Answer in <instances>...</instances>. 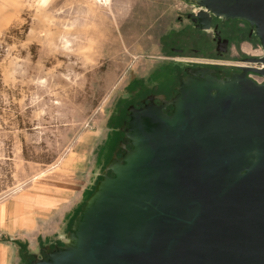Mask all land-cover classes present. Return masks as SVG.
Returning <instances> with one entry per match:
<instances>
[{
  "label": "water",
  "instance_id": "obj_1",
  "mask_svg": "<svg viewBox=\"0 0 264 264\" xmlns=\"http://www.w3.org/2000/svg\"><path fill=\"white\" fill-rule=\"evenodd\" d=\"M195 2L206 8L191 16L196 30L212 31L217 19L244 21L264 50V0ZM217 39L226 51L228 41ZM240 71L219 79L198 68L166 106L131 108L130 149L98 183L72 243L39 264H264V84L247 78L264 70ZM234 78L222 90L210 87ZM190 82L206 84L186 93ZM119 167L129 169L126 182L88 220L101 184L118 180Z\"/></svg>",
  "mask_w": 264,
  "mask_h": 264
},
{
  "label": "rangeland",
  "instance_id": "obj_2",
  "mask_svg": "<svg viewBox=\"0 0 264 264\" xmlns=\"http://www.w3.org/2000/svg\"><path fill=\"white\" fill-rule=\"evenodd\" d=\"M199 10L195 0H0V202L70 158L99 174L97 156L135 83L157 91L155 73L169 66L227 78L241 71L208 63L255 59L241 53L261 46L247 23L217 19V30L197 31ZM194 37L204 44H189Z\"/></svg>",
  "mask_w": 264,
  "mask_h": 264
},
{
  "label": "crops",
  "instance_id": "obj_3",
  "mask_svg": "<svg viewBox=\"0 0 264 264\" xmlns=\"http://www.w3.org/2000/svg\"><path fill=\"white\" fill-rule=\"evenodd\" d=\"M232 49L239 55L235 47ZM253 51L254 47L249 43L241 46V53L247 57L254 55ZM178 61L183 62V59ZM204 62L195 61L200 64ZM208 64L232 65L228 67L237 65L230 62ZM161 101L167 102L165 99ZM127 127L117 132L111 130L107 134L105 147L108 152L99 153L96 160L99 174H95L94 168L89 176L84 163L70 158L65 164L61 162L58 165L64 166L63 171L44 175L37 182L0 202V264H39L47 260L55 250L72 243L71 234L88 200L95 193L92 187L95 183L98 185L104 176L111 175L112 167L120 160L119 156L131 147ZM116 135L123 137V142L112 152L110 142Z\"/></svg>",
  "mask_w": 264,
  "mask_h": 264
},
{
  "label": "bare ground",
  "instance_id": "obj_4",
  "mask_svg": "<svg viewBox=\"0 0 264 264\" xmlns=\"http://www.w3.org/2000/svg\"><path fill=\"white\" fill-rule=\"evenodd\" d=\"M239 65H240L239 66L240 68H249V66H247L245 63L244 64L239 63ZM243 65H246V66H243ZM203 75L205 76V78L209 79V75L207 73H203ZM233 83H237L236 78L230 79V80L224 81V82L211 83L210 87L222 90V87H224L225 85L229 86L230 84H233ZM205 84L206 83H194V82L186 83V85L184 87V91L186 92L189 89L195 90L194 88H196V87H201V88L203 87L204 88ZM176 106H177V111H176L175 117L170 119V123H172V124L175 123V121L177 120V118L180 114V111L182 108V96L179 97ZM141 149L142 148H140V146H139L137 152L134 153L129 158H127V161L129 164L133 161V159L135 160L136 158H139ZM117 171H118V180H116V181H105L103 184H101V187L97 193L96 199L88 207L87 216H86V218L88 220L95 213L98 212V210L103 206L104 203H106L111 198V196H114L115 194H117L121 190V188L123 187L124 183L126 182L128 175H129V169L119 167L117 169Z\"/></svg>",
  "mask_w": 264,
  "mask_h": 264
},
{
  "label": "flooded vegetation",
  "instance_id": "obj_5",
  "mask_svg": "<svg viewBox=\"0 0 264 264\" xmlns=\"http://www.w3.org/2000/svg\"><path fill=\"white\" fill-rule=\"evenodd\" d=\"M197 31H199V30H197ZM188 43L189 44L192 43L193 46H198V47L201 44H204L202 39H198V38H195V37L192 38L191 40H189ZM220 48H223V47L220 46ZM174 51L178 55H183L184 54V51L181 50V49H175ZM193 51L197 52V50H193ZM228 66H232V65H228ZM234 66L236 67L235 69L240 71V67H239L240 65L239 64L234 65ZM243 66H246V65H243ZM197 67H201V66H197ZM133 83H135V82H133ZM138 84H139V82L135 83L136 86ZM157 84H159L157 91H154L156 88H153V90L152 89L150 90L146 86H139L138 85L139 87H136L135 90L130 94V97L128 98V101L130 102V105L135 110H139V109H142V108L146 107L149 104V100L154 98V99H152V100H154V103L157 104V106H160L161 105V99L160 98H163L166 101H168V98L171 97L170 95L172 93L176 92V90H177V86L168 87L166 85V83L163 82V79L157 80ZM163 85H166L167 87L163 86ZM162 87H164V88H162ZM125 123H126V121L124 122L123 126L125 125ZM123 126H122V128H123ZM119 130H115V132H117ZM112 138H113V140H115V139L120 138V136L116 135L115 137H112ZM120 142H123V139ZM120 142L117 145H119ZM113 150H115V148ZM113 150H112V152H113Z\"/></svg>",
  "mask_w": 264,
  "mask_h": 264
},
{
  "label": "trees",
  "instance_id": "obj_6",
  "mask_svg": "<svg viewBox=\"0 0 264 264\" xmlns=\"http://www.w3.org/2000/svg\"><path fill=\"white\" fill-rule=\"evenodd\" d=\"M207 68V67H205ZM164 76V77H158V76ZM187 75L185 74V71L184 69L181 67H165L164 69H162L161 71L159 72H156L155 73V76H154V79L156 80H159L160 78L161 79H164L166 78L167 79V83L170 82V83H173L175 82V85L174 86H178L179 83H180V80L184 77H186ZM178 84V85H176ZM139 85V84H138ZM137 85V87H139ZM175 95H177V92H174L172 93L170 96L172 97H169L168 100H171ZM123 102H121V107H120V110L118 111V116L115 120L112 121L111 123V128L115 131V130H119L122 128L124 122L126 121L125 125L124 126H127L131 117H130V112H129V109L130 107H132L130 105V102L128 101V99L126 100H122ZM123 126V127H124ZM123 139V137H120L118 139H115L113 140L112 142H110V149L111 151L116 147V145Z\"/></svg>",
  "mask_w": 264,
  "mask_h": 264
},
{
  "label": "built area",
  "instance_id": "obj_7",
  "mask_svg": "<svg viewBox=\"0 0 264 264\" xmlns=\"http://www.w3.org/2000/svg\"><path fill=\"white\" fill-rule=\"evenodd\" d=\"M252 57H254L255 59H263L264 58V50H263V48L260 46L259 49L257 51H255V54L252 55ZM245 64L247 66H249V68L253 67V68H256L259 71L264 70V65L261 64V63L253 64V63L247 62ZM233 67H235V66H233ZM247 78L249 80L253 81L257 85H263L264 84V76H261V75H259L257 73H255V74L248 73L247 74Z\"/></svg>",
  "mask_w": 264,
  "mask_h": 264
}]
</instances>
